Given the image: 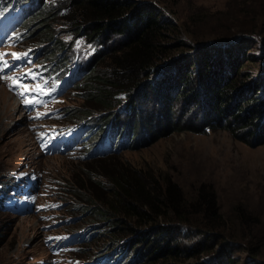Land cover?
Wrapping results in <instances>:
<instances>
[{"label":"rangeland","instance_id":"obj_1","mask_svg":"<svg viewBox=\"0 0 264 264\" xmlns=\"http://www.w3.org/2000/svg\"><path fill=\"white\" fill-rule=\"evenodd\" d=\"M128 1L135 7L131 16L137 17V20L142 11L153 12L165 22L171 16L174 20L170 18V21L179 25L184 24L183 20H186V23L190 20L188 25L194 30L191 37L172 34L164 43L166 47L173 49L177 42L185 44L182 49L171 50L169 54L176 56L177 61H187L185 71L188 72L192 67L188 89L190 87L199 89L200 97L196 102L187 101L186 98L176 100L172 87L168 90V97H172L173 100L167 101V104L159 97L153 96L148 88L139 91L135 104L133 98L137 93L128 95L124 103L127 106L134 104L133 110L126 113L125 117H122L121 113V116L115 115L112 123L116 129L118 126L129 125L128 128L131 129L129 133L133 132L135 137L139 133L138 141H134L135 146L116 154L110 165L117 168L128 165L140 171L160 193H163L167 185H173L187 202L194 201L200 190L211 191L225 230L235 229L233 209L236 207H241L251 216L259 218L264 228V109L255 112L259 117L256 124L261 127L258 131L237 129L235 111L231 110L224 115L229 127H224L225 123L221 120L219 121L221 126L210 128L205 134L198 132L207 125L208 113L212 114L209 102L207 106V99L202 98L203 92L200 90L203 74L211 76L220 63L225 68L230 62L228 54L236 51L230 64L233 71L225 68L223 76L246 83V89L252 81L264 79L263 43H255L256 39L244 41L241 38L225 46L202 43L213 41L217 36L227 35L226 24L220 19L232 16L238 7L244 8L246 12L255 10L256 3L253 2L256 0H251V7L242 4L249 0H237V7L236 0ZM58 2L59 0H47L46 4H50L51 7L58 5ZM48 9L44 7L43 12ZM220 12L222 14L218 15ZM32 20L34 17L27 19L19 31L26 30ZM37 24L40 23L37 22L31 27ZM245 24L249 22L245 21ZM60 30H62L60 25L54 27L53 31L57 33L55 36L62 38L64 43H69V38L62 35ZM36 31L31 37L32 41L41 35L47 36L45 25L39 26ZM235 32L232 30L230 33ZM125 41L124 36H112L109 41L104 42L105 49L108 48L107 51H110ZM43 44L47 49L53 45L47 42ZM95 45L96 43H88L79 38L71 42L69 50L81 49V60L86 63L99 44ZM26 49L21 48L19 44L7 50L24 53ZM2 51L1 47L0 53H3ZM55 55L56 53L43 55L41 61L54 60ZM205 55L212 60L211 62L207 60L209 65L206 67L207 71L201 62V57ZM11 56L8 54L5 57ZM239 69L241 74L236 76ZM26 70L27 68H24L14 74L22 77ZM10 77L14 76L0 71V184H6V191L0 193V204L3 203L8 209V211L0 209V264H74V258H69L72 256L71 251L62 253L60 244L53 250L50 245L54 242L60 243L59 238L64 236V233L73 232L67 230L72 225L78 226L76 230L89 224L110 229L109 236H98L89 242L91 246L88 254L79 258L80 262L90 260L96 255V245L111 241V236L120 228L116 225L119 217L102 216L103 212L100 210L91 213L87 203L76 201L75 196L68 193L71 192V188H68L71 181L79 177L81 171L102 170L99 165L85 166L83 162L87 159H83L78 148L80 140L76 133L87 117L85 100L79 97L83 86L67 91L58 99L46 101L41 108L28 115L20 109L22 102L20 93L26 92L25 88L19 91L11 88L8 85ZM155 78L159 80L163 76L154 75L152 79ZM150 86L155 85L150 83ZM27 88L31 89L32 85H27ZM243 92L245 103L259 98L258 95L261 94ZM45 96L48 95L45 93ZM234 96V101H237L240 95ZM250 104L252 105L247 104L241 113L242 116H248L252 109L254 111L255 100ZM122 105L118 102L113 111ZM55 109H58L59 117H48ZM101 114L105 116L104 118L109 116L106 113ZM89 118L92 120L93 115ZM70 125L74 128L72 132L68 130L61 133L45 154L40 151L37 139L46 134V140H41L44 145H48L53 139L51 135L55 129L53 127ZM104 182L108 185L107 181ZM91 193L95 194L92 189ZM20 201L23 205L17 208ZM30 205L31 209L26 208ZM83 209L85 211H82ZM73 218L76 220L68 224L67 222L73 221ZM201 220L203 217L197 216L193 219L194 222ZM205 220L209 221V218L206 217ZM136 222L126 218V221L120 224L123 227L122 235L126 236V239L116 244L127 246L125 258L147 253V256L151 255L149 257L154 264H264V249L254 256L246 250L243 242L232 246L218 240L215 234L201 236L199 240L201 247L194 246V240L181 241L175 247V250L178 248L177 251L182 253L181 259H173L168 257L166 245H162L160 250H157L159 247L155 244L149 245L148 241L152 237L148 235L144 226L137 225ZM221 232L219 230L217 233ZM144 235L147 236L146 240ZM254 246L253 242L252 247ZM190 249L193 251L184 254ZM100 260L101 257H97L96 264L101 263Z\"/></svg>","mask_w":264,"mask_h":264},{"label":"trees","instance_id":"obj_2","mask_svg":"<svg viewBox=\"0 0 264 264\" xmlns=\"http://www.w3.org/2000/svg\"><path fill=\"white\" fill-rule=\"evenodd\" d=\"M13 2L21 4L23 0H0V9H4ZM24 2L34 4H30L32 10L21 8L24 13L29 14V19L34 17V20L27 25L26 30L20 33L22 40L19 42L21 48H28V50L33 48L38 51V57L34 63L44 67H59L66 63L69 46L75 39L83 38L88 43L99 44L92 57L86 63L84 62L83 75L76 80L73 88L83 86L79 97L85 100L86 119H90L89 117L93 115L92 120L85 119L81 124V128L85 127L86 130L83 134L85 139L80 143L82 157L87 159L83 164L85 166L99 165L102 170L81 171L80 176L71 181L70 187L67 186L71 188V192L68 193L75 196L76 201L87 203L91 213L100 210L103 212L102 216L119 217L116 225L120 229H116L111 236V241L96 245L95 257H104V264H154L149 257L151 255L147 256V253L125 258L128 251L127 246L116 244L126 239V236L122 235L123 227L120 226L123 221H126V218L129 221L130 219L136 220L137 225L144 226L148 235L152 237L148 241L149 245L155 244L159 247L157 250H160L162 245H166V249H168L166 253L173 259H181L182 253L177 251L178 248L175 250L181 241L194 240V246L201 247L199 240L201 236L204 237L207 234H215L218 240H223L232 246L243 242L251 255H258L264 249V228L259 218L251 216L245 209L241 207L233 209L235 229L230 231L226 228L225 230L221 224V216L218 214L214 194L211 191L200 190L193 199L194 201L187 202L173 185H167L163 193H160L140 171L128 165L120 168L110 165L116 154L122 152L123 149L112 151V144L108 140V128L113 132L119 131L120 135L128 138L130 144L134 143V146L136 143L134 141H138L139 133L136 137L133 132L129 133L131 130L128 128L129 125L118 126L116 129L112 121L115 115L121 113L122 117H125L126 113L133 110L139 91L148 88L154 94L153 96L159 97L165 104L167 101L173 100L172 97H168V90L171 87L176 100L183 98L193 102L199 100V89L194 87L188 89L189 78L193 72L190 71L192 67L188 72L185 71L187 61H177L176 56L169 54L171 50L182 49L185 44L177 42L173 49L166 47L167 45L164 43V40L172 34H177L179 37L181 35L191 37L194 30L188 25L190 20H187V23L186 20H183L184 24L179 25L177 22L170 21L171 16L165 22L153 12L148 13L147 11H142L137 20V17L132 18L131 16L135 7L128 0H59L58 5L51 7H49L50 4H46L47 0H24ZM253 3H256V9L249 10L250 13L242 7H238L232 16L220 19L223 24H226L227 35L217 36L213 41H202V43L216 44L221 40L239 37L244 41L256 39L255 43L264 44V0H256ZM242 4L248 5V7L252 6L251 0ZM237 5L236 0V7ZM44 7L49 8L45 13L43 12ZM221 14L220 12L218 15ZM245 21H248L249 24H245ZM37 22L40 24L31 27ZM24 23L21 24V27ZM42 25L47 27V36L41 35L32 41L31 37ZM58 25L62 28L60 33L69 38V43H64L62 38L55 36L57 33L53 30ZM232 30L236 32L230 33ZM115 35L124 36L126 41L107 51L108 48L105 49L104 42L109 41ZM46 42L47 44L53 43L51 48H46L43 44ZM46 53L47 55L56 53L55 59L41 61V56H47ZM236 53V51H232L231 54H228L230 62L225 65V68L230 72L233 71L230 64ZM207 60L212 61L207 55L201 57L205 71L209 67ZM218 65L219 67L211 76L202 75L203 82L200 85V90L203 92L202 98L207 99V106L209 102L212 114L208 113L207 125L198 132L205 134L210 128L221 126L219 125L221 120L225 123L224 127H229V122L225 120L224 115L227 112L230 113L231 110L235 111L237 129H251L254 132L260 130L261 127L256 124V119L259 117L255 112L264 109V79L257 82L252 81L246 89V83L243 84L234 78L223 76L225 68L221 63ZM239 74H241L240 69L236 76ZM154 75H162L163 78L153 80ZM150 83L155 86L151 87ZM243 91H248L249 94L261 93L258 95L259 98L251 100L252 102L255 100V109L254 111L252 109L248 116H242L241 113L244 112L248 103V106L253 103L250 104L251 101L245 103ZM135 93L137 94L135 95ZM131 94L135 95L134 104L127 106L124 101ZM234 95H240L237 101H234ZM118 102L123 105L113 111ZM101 113L109 114V116L104 118L105 116ZM213 124L214 126H212ZM103 144L108 146L107 152L99 151ZM95 152L100 153L95 154ZM94 155L100 156L92 157ZM103 179L108 182V185ZM5 185V183L0 184V193L6 191ZM91 189L95 194L91 193ZM91 207L95 209L92 210ZM197 216L203 217V220L194 222L193 219ZM206 217L209 218V221L205 220ZM75 220L73 218V221L70 220L67 223H73ZM77 228L78 226L72 225L67 230L73 232L64 234L75 233ZM158 228L160 229L157 231ZM109 230L89 224L76 232H81V236L89 243L98 236H109ZM219 230L222 232L217 233ZM143 237L144 240L147 239V236ZM253 242L255 243L254 247H252ZM81 245L70 252L72 256L69 258L80 261L79 258L88 254L90 243ZM192 251L190 249L184 254L187 255Z\"/></svg>","mask_w":264,"mask_h":264},{"label":"bare ground","instance_id":"obj_3","mask_svg":"<svg viewBox=\"0 0 264 264\" xmlns=\"http://www.w3.org/2000/svg\"><path fill=\"white\" fill-rule=\"evenodd\" d=\"M22 4L23 3H21V4L15 3V5L17 7L21 6ZM21 24L19 25V28H21ZM81 56H82L81 49H77V50H73V51L68 50V53H67V62L64 63V64H62V65H59V67H50L49 72L50 73L59 74V75L66 74V73H68L71 70L72 65L75 62V60L81 59ZM22 119H23V116H22ZM83 262L84 261L80 262L78 260V263H83Z\"/></svg>","mask_w":264,"mask_h":264},{"label":"snow or ice","instance_id":"obj_4","mask_svg":"<svg viewBox=\"0 0 264 264\" xmlns=\"http://www.w3.org/2000/svg\"><path fill=\"white\" fill-rule=\"evenodd\" d=\"M5 55H8L7 53H0V58H2L3 56H5ZM14 58H20L19 57V54H16V53H12L11 54ZM4 67H8V65H7V63H5L4 64ZM11 78V77H10ZM11 79H14V80H16L17 81V83L15 84V87H23V88H25V91H32L33 89H29V88H27V86L26 85H23L22 83H19V78H11ZM35 91H37V92H42L43 90H42V88H40L39 86L37 87V89H35ZM24 93H20V95H23ZM33 102H38V101H33Z\"/></svg>","mask_w":264,"mask_h":264},{"label":"water","instance_id":"obj_5","mask_svg":"<svg viewBox=\"0 0 264 264\" xmlns=\"http://www.w3.org/2000/svg\"><path fill=\"white\" fill-rule=\"evenodd\" d=\"M239 39H240L239 37H235V38L228 39V40H221L220 42H217L215 45L216 46H224V45H227V44L234 43V42H236Z\"/></svg>","mask_w":264,"mask_h":264},{"label":"clouds","instance_id":"obj_6","mask_svg":"<svg viewBox=\"0 0 264 264\" xmlns=\"http://www.w3.org/2000/svg\"><path fill=\"white\" fill-rule=\"evenodd\" d=\"M134 146V143H129V145L126 147V148H129V147H133ZM126 148H124L122 151H124Z\"/></svg>","mask_w":264,"mask_h":264}]
</instances>
